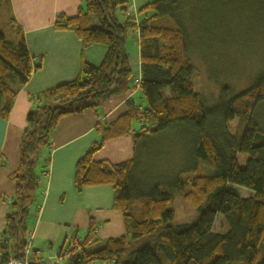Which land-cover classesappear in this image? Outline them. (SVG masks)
<instances>
[{"label":"trees","instance_id":"trees-1","mask_svg":"<svg viewBox=\"0 0 264 264\" xmlns=\"http://www.w3.org/2000/svg\"><path fill=\"white\" fill-rule=\"evenodd\" d=\"M9 0H0V118L6 120L15 96L40 69L27 51L23 32ZM75 17L58 14L53 28L70 31L83 48H107L99 66L82 63L78 76L30 97L31 108L19 146L11 212L0 236V264L8 256L23 259L28 249L26 220L37 200L41 173L39 157L49 147L59 121L86 110L96 112L109 98L135 89L127 63L129 34H138L140 80L144 105L126 103V111L113 122L99 123L100 140L91 144L75 164L74 188L109 186L113 208L121 213L124 236L108 239L96 250L97 226L89 221L78 245L59 252L65 264H264V132L253 121L254 110L264 105V74L243 93L233 95L221 87L217 103L207 108L194 91L196 74L188 60V42L182 17L189 0H156L139 7L136 16L116 0H79ZM191 2V0H190ZM246 5L264 16V0H213L212 15L220 18ZM118 13L120 17L118 16ZM91 18L96 21L91 26ZM244 128L236 135L240 119ZM179 132L190 146L193 161L209 164L211 175L183 173L168 189L148 186L138 178L140 161L148 158L156 137ZM130 137L133 157L111 164L94 161L105 143ZM42 169V170H40ZM194 170V169H193ZM236 185L253 193L241 198L230 192ZM174 194L199 212L193 224H175L168 209ZM204 206V207H203ZM217 217L220 229L215 231ZM144 243L142 246H140ZM31 264H36L35 259Z\"/></svg>","mask_w":264,"mask_h":264},{"label":"crops","instance_id":"crops-1","mask_svg":"<svg viewBox=\"0 0 264 264\" xmlns=\"http://www.w3.org/2000/svg\"><path fill=\"white\" fill-rule=\"evenodd\" d=\"M9 1L12 15L22 29L29 56L40 69L18 91L8 118H0V236L5 230L6 216L11 212L10 203L15 186L10 175L19 165V146L26 127V116L31 108L30 97L73 81L82 63L99 66L107 51L105 46L99 44L83 48L72 32L54 30V20L58 14L69 18L76 16L82 7L79 0ZM116 1L124 3L128 11V4L138 6L144 2ZM137 10L132 13L136 18ZM128 38L133 45H130V51L128 45L127 63L134 80L139 81L138 34L132 32ZM128 102L133 106L144 105L137 87L109 98L96 112L86 110L59 121L49 147L39 157L38 167L44 166L49 160L48 168L46 173H41L37 200L31 206L26 220L28 250L37 254L34 256L36 264H58L54 260L59 251L75 232L77 237H83L89 221L97 226V242L90 247L91 250L99 249L108 239L124 236L121 213L113 208L114 192L111 187H86L77 193L73 180L77 160L91 144L100 140L95 126L101 122H113L125 113ZM132 157V139L121 137L105 143L93 158L94 161L118 164Z\"/></svg>","mask_w":264,"mask_h":264},{"label":"rangeland","instance_id":"rangeland-1","mask_svg":"<svg viewBox=\"0 0 264 264\" xmlns=\"http://www.w3.org/2000/svg\"><path fill=\"white\" fill-rule=\"evenodd\" d=\"M139 1L144 2L138 6L127 5L130 13L156 0ZM212 4L213 0H189L188 9L183 7L185 11L178 16L184 19L182 27L188 42V60L196 74L194 91L203 97L207 108L217 103L221 87L226 86L233 95H238L252 87L264 74V16L251 5H246L243 11L235 14H231L228 8L220 18L215 19L210 9ZM95 25V19L91 18V26ZM128 45L130 51V45H133L130 39ZM252 118L263 133L264 105L254 110ZM243 123L244 119L241 118L236 128L237 137L242 133ZM190 152L189 144L185 143L179 132H165L156 137L149 157L140 161L138 178L148 186L158 185L168 189L175 178L185 175L183 173L213 174L214 170L209 164L193 161ZM228 188L241 198L253 195L251 191L236 185L229 184ZM168 209L174 212L175 224H193L199 217V212L179 194H174ZM221 222V218L217 217L215 231L220 229ZM54 262L64 264L65 260L55 258Z\"/></svg>","mask_w":264,"mask_h":264},{"label":"built area","instance_id":"built-area-1","mask_svg":"<svg viewBox=\"0 0 264 264\" xmlns=\"http://www.w3.org/2000/svg\"><path fill=\"white\" fill-rule=\"evenodd\" d=\"M131 16H134V14H132V13H130L129 11H128V13H127V17H131ZM138 85H139V81H135V86L136 87H138ZM67 245H69L70 247H76L77 245H78V238H74V239H69V241H68V243H67ZM66 245V246H67ZM65 246V247H66ZM64 247V248H65ZM29 248V247H28ZM65 254V251L63 250L62 252H59L58 253V257H57V259L58 258H60V257H62V255H64ZM36 253H32L31 251H29L28 249L26 250V252H25V256H24V258L23 259H15L14 257H12V256H8L7 257V261H6V263L5 264H31V260L33 259V258H35L36 257ZM35 256V257H34Z\"/></svg>","mask_w":264,"mask_h":264}]
</instances>
